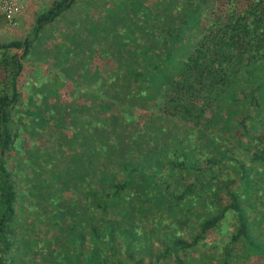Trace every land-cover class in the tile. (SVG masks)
Here are the masks:
<instances>
[{"label": "trees", "instance_id": "16d2710c", "mask_svg": "<svg viewBox=\"0 0 264 264\" xmlns=\"http://www.w3.org/2000/svg\"><path fill=\"white\" fill-rule=\"evenodd\" d=\"M215 1L222 5L224 12L227 10L226 16L218 18L219 24L213 32H221L223 40L228 39L229 45L224 43L225 49L229 50L224 61L205 57L199 54L200 50L196 55L187 54L180 44L183 39L180 33L185 31L191 13L207 0H196L193 11L186 8L179 15L172 10L165 15L162 13L160 18L166 20L163 33L159 34L154 26L150 33H144L148 37L145 43L138 41L132 44L125 31L121 42L113 43L112 56L125 60L127 69L113 72L109 98L96 105L107 112L115 106L121 113L114 115L110 112L112 123L96 124L94 129L74 123L76 130L72 134L65 133L67 143L61 141L58 144L59 149L66 146L69 150L63 152L59 167L65 165L61 169L54 164L45 185L34 183L27 186L29 195L36 197L39 193L44 200L51 193L45 190V186L53 188L52 193L55 194L62 190L68 192L74 187L80 195L77 200L64 197L62 202L52 203L58 209L53 217H48L50 222H54L56 232L49 241L50 247L56 246L52 249L56 251L55 264H191L187 260L189 250L197 247L217 225L233 216L234 229L223 245L219 264H235L241 254L248 257L263 249L259 239L252 237L253 228L246 206L256 207L253 200L261 196L264 188V166L255 173L248 167L264 163V134H254L260 122L255 119L259 109L255 96L264 90V0ZM76 2L55 0L37 14L30 32L23 39H0V264H12L15 247L19 243L15 223L17 212L23 205L18 188L22 181L17 177L22 175L23 166L31 168V163H42L43 166L46 163L44 154L24 150L18 140L20 132L13 125L15 112L20 111L24 102L20 81L25 62L31 58V52L46 26L58 20ZM117 6L122 10V21L128 20L123 7ZM245 20L247 22L241 26L240 22ZM177 21H180V26L171 29L169 23ZM127 30L131 35L135 34L130 25ZM149 43L153 49H149ZM217 52L220 58L222 53ZM233 74L245 75L248 81H231L229 76ZM256 78L258 82H255ZM137 91L150 97L143 99L146 110L152 107L150 100L157 101L166 96V106L170 109L166 112L168 116L165 117V112L157 114L163 121L162 125L175 118L177 122V115L189 106L196 116L193 137H203V141L196 140L199 146L192 142V135L186 137L178 132L176 124L170 129L169 126H161L151 135L148 124L144 122L147 117H142L139 112L138 101L142 99ZM43 92L41 99L30 95L27 113L34 124L38 117L44 119L42 115L50 107V97L45 94V89ZM176 102L179 104L175 106ZM251 105L255 107L251 109ZM208 109L212 110L214 117L206 115ZM226 110L228 118L216 119V114L220 117ZM156 113L155 110L146 112ZM18 120H22L23 127L28 129L22 116ZM252 123L257 125L252 126ZM223 127L228 129L230 140L221 135L225 132ZM260 128L264 130V122ZM240 129L243 133L237 136ZM216 130L219 137L212 138ZM243 136L253 141V144H247L246 151L252 150V146L256 149L249 163L234 156V149L239 146L236 140L241 142ZM189 144L193 147L192 153L184 149ZM181 146L183 153L179 149ZM198 147L211 153L206 157V165L202 164ZM183 156L191 157L180 158ZM11 159L15 160L14 171ZM72 164L73 169L70 168ZM169 166L177 170L171 182L157 179L160 171ZM220 167L224 171L232 168L238 175L234 178L229 175L223 180L224 185L218 187L216 180L221 179L218 173L222 171L216 168ZM80 170L87 175L83 177ZM105 171L114 175L101 184L95 183L96 178L104 180ZM24 177L29 178V175L24 174ZM80 177H83V188ZM180 185L183 189L175 193ZM243 196L250 201L243 200ZM202 207L206 209L205 217L199 222L191 221L194 230L198 229L191 239L175 235L171 225L161 221V216L178 218L180 212L189 214L194 208ZM148 241L154 247H148ZM22 243L29 244L30 241L23 239Z\"/></svg>", "mask_w": 264, "mask_h": 264}, {"label": "rangeland", "instance_id": "374dc122", "mask_svg": "<svg viewBox=\"0 0 264 264\" xmlns=\"http://www.w3.org/2000/svg\"><path fill=\"white\" fill-rule=\"evenodd\" d=\"M54 1L55 0H28L26 10L19 16L18 22L15 25H11L7 19L0 17V39L5 41L23 39L30 32L31 25L37 14L46 10ZM128 1L129 3H138L130 6ZM128 1L77 0L74 6L64 13L63 16L46 26L41 33L39 42L35 46L36 48L31 52V58L25 62V68L20 81V89L23 93L24 102L21 105L20 111L17 113L15 112L14 119H16V121H13V125L15 130L20 132L18 140H20L19 143H21L24 150L44 154V162H49V165L46 163V166H43L42 163H31L32 167L23 166L21 170L22 175L17 177L22 181L18 183V188L20 190V203L23 206L17 212L15 226L19 231V243L15 247L14 255L16 257L14 256L15 260H12V264L56 263V261L53 260L54 256H56V251L54 252L52 250L54 248L56 249V246H49V241L54 237L56 232L54 222H50L48 217H51V215L53 217V214H56L58 210L53 207L52 203L62 202L64 197L73 200L75 198V200H77L80 195L75 191L76 189H74V187L68 192L60 189L62 192L55 194L52 193L53 188L45 186V190L51 191L46 201L40 198L39 193L37 194L38 196H36L39 198L31 194L29 195L27 186L34 183L45 185L47 180H49L48 173L51 167L55 164L58 168L62 169V166L65 165L63 164L59 167L63 152H69V150L66 146L59 149L58 144L61 141L67 143L65 133L72 134L76 130L74 123L83 124L86 128L94 129L96 124L112 123L110 120L111 113L114 115H119L121 113L119 111L120 108L115 106L107 112L104 108L98 109L96 105L97 102L102 103L109 98L108 89L110 87L113 72L120 70L125 71L127 69L124 65L125 60L122 61L112 56L111 50L113 43L117 42L118 44L121 42L124 38L123 31L126 32V36H130L132 44H136L138 41L143 43L147 42L148 37L144 33H150L154 26L158 28L159 34L163 33H161V31H164L166 20L163 18L162 21V15H165V13L170 10H172L175 15H179L180 12L184 11L186 8L189 10L192 9L193 11V3L196 0ZM116 5H121L123 7L125 10L124 14L128 17V20L122 21V10H120L118 6L116 7ZM226 12L227 10L224 12L222 5L215 0H207V2L195 8L186 24L185 31L180 33L183 38L182 41H180L182 49L185 48L187 54L192 53L193 55H196L198 50H200L199 54L205 57L212 56L216 58L217 62L220 60L224 61L229 51L225 49L224 43L229 45L228 39L225 38L223 40L221 32L218 34H213V32L216 25L219 24L217 22L218 18L226 16ZM246 22V20L240 22V25L243 26ZM169 24L171 29H176L180 26V21L170 22ZM129 25L130 28L135 29L134 35H131L127 30L129 29ZM139 29L144 32H141ZM78 36L81 38L78 39ZM147 46L149 49L154 48L151 43ZM217 51L222 53L220 58L218 57ZM117 67L121 68L116 70ZM81 75L87 78L81 77ZM229 77L231 81H248L245 75L242 77L239 74H233ZM255 82H258L257 78ZM40 89H42V91H40ZM43 89L47 91L45 94L50 97V107L47 108L42 115L44 119L40 116L38 117L37 123L34 124L31 120V115L27 113L30 95L34 94L36 98L41 99L44 93ZM133 89L134 88L130 90ZM53 90H55L56 93H53ZM137 94L142 99V101H138L139 112H141L142 117H147L144 122L148 124L151 135L161 126H163V128L164 126H169L168 128L170 129L171 125L175 127L176 124V130L184 133L186 137L192 135L190 138L196 145L199 146L196 140L203 141V137L201 138V136L193 137L192 131L194 134L196 133V127H194L193 123V121L196 120V116L194 112H191V108L189 110V106L187 109L183 110L182 114L177 115L179 118L177 122L175 118L171 123L165 122L164 125H162L163 121L160 115L157 114L170 111L169 107L166 106V96L161 97L157 101L150 100L152 107L149 108L150 110H146V101H143V99H149V95L140 91H137ZM255 97L258 100L259 107L258 111H256L255 119L260 122L258 123L257 121L258 126L254 134L256 136H261L264 134V130L260 128L261 124L264 122V90ZM40 101L41 100H39V102ZM177 103L178 102L175 103V106ZM254 107L255 106L251 105V109ZM101 110L103 111V115L101 114ZM154 110L157 111L156 114H146V112L149 111L150 113V111ZM205 113L208 117H214L211 109H208ZM227 113V110L226 112L224 111L220 117L215 113L216 119L228 118L229 116ZM125 114L129 113L125 112ZM20 116H22V119L27 123L28 129L23 127L21 123L22 120H18ZM52 116L54 118H52ZM98 116L100 118H98ZM166 116H168L167 113L165 114V117ZM186 122H188L187 125L185 124ZM247 123H249V121ZM147 124L144 125V128L147 127ZM255 125L257 124L252 123V126ZM223 128L225 132H221V135L227 140H230L228 129L226 127ZM241 133H243V130H238L237 136ZM213 137H219V132L217 130L214 132L212 138ZM234 138L236 139V136H234ZM234 138L233 141H235ZM240 141L241 142L236 140L239 146L234 149V156L240 161L249 163L256 149L252 146L250 148L252 150L246 151V148H248L247 144L249 142L253 144V141L251 142V139L247 136L241 137ZM208 144L212 146L210 141ZM182 146L179 149H181L183 153ZM198 148L201 150L200 159L202 160V164L206 165V157L211 155V153L208 152V150L202 151L200 147ZM184 149L190 153L193 151V147H191L190 144L184 146ZM190 157L191 156H183L180 158L187 159ZM11 160L13 161L12 169L14 171L16 169L15 160ZM263 166L264 163L258 165V167H248L255 173ZM42 167H45V169ZM72 167H74L73 164L70 168L73 169ZM216 169L222 171L218 173V178L221 179L216 180L218 187L224 185L223 180L229 175L232 178L238 175L232 168H228L227 171H224V168L221 167ZM80 172L84 173L82 170H80ZM175 173H177V170L173 168V166H169L160 171L157 175V179H166V181L171 182L172 175ZM186 173L191 174L189 170H186ZM24 174L25 176L29 175V178L24 177ZM86 175L87 174L84 173L83 177ZM113 175L114 173L112 174L105 171L103 172L104 180H102L101 177L99 180L96 178L95 183L101 184L103 181H108ZM83 177L79 178L81 181V188L84 186ZM217 184L215 185L217 186ZM182 189L183 186L180 185L175 193H180ZM37 192L38 191H36V193ZM242 199L246 202L250 201L245 196H243ZM253 201H255L256 207L255 205H248L246 206V210L249 212V218L253 228L252 237L254 240L259 239V244H261L263 249L257 251L256 254L251 253L248 257L245 254H241L239 259L235 260V264H264L263 187L261 189V196L258 199L255 198ZM205 211L206 209L204 207L194 208L189 214L180 212L177 215L178 218L174 215H171L169 218L161 216V221H163V223H169L171 225V231L172 233L174 232L175 235L191 239L198 231V229L194 230L191 221H201V219L205 217ZM44 219H47V221ZM234 221L235 216L229 217L225 219L223 223L217 225L214 231L209 232L204 239H201L197 247L189 250L187 260L191 264H219L223 245L228 242V236L234 229ZM49 227H51V229ZM48 229L50 230L46 235ZM178 229L181 231L179 232ZM23 239L29 240L30 243H22ZM146 243L148 247H154L150 241ZM44 257H47V259H44Z\"/></svg>", "mask_w": 264, "mask_h": 264}, {"label": "built area", "instance_id": "2783aa9c", "mask_svg": "<svg viewBox=\"0 0 264 264\" xmlns=\"http://www.w3.org/2000/svg\"><path fill=\"white\" fill-rule=\"evenodd\" d=\"M28 0H0V17L11 25L18 22L19 16L26 10Z\"/></svg>", "mask_w": 264, "mask_h": 264}]
</instances>
